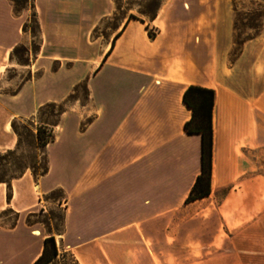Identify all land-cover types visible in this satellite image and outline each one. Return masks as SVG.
Instances as JSON below:
<instances>
[{"label": "crops", "instance_id": "0c3cea01", "mask_svg": "<svg viewBox=\"0 0 264 264\" xmlns=\"http://www.w3.org/2000/svg\"><path fill=\"white\" fill-rule=\"evenodd\" d=\"M90 1L95 13L90 21L71 26L62 11L34 7L40 31L35 59L60 65L53 77L43 74L36 87L44 78L71 79L62 92L33 98L29 110L20 101L36 88L27 85L30 79L11 99L33 112L84 84L88 104L81 115L62 116L44 177L36 180L26 172L10 184L9 201L0 185V213L16 216L12 227H0V264L37 259L47 236L38 238L41 230L34 236L24 218L44 209L42 199L56 191L74 245L69 250L79 264H259L264 260L259 206L264 77L242 57L227 66L226 45L216 38L221 5L168 0L149 25L126 20L101 46L87 45L85 37L110 15L111 0ZM48 2L39 4L48 7ZM13 21L0 5V55L5 48L9 57L14 49ZM68 28L78 35L72 49L63 46L71 41ZM64 62L71 64L68 73ZM190 86L214 92L212 157L209 196L185 204L200 175V135L183 129L192 116L182 102ZM69 116L70 129L64 124ZM13 137L0 150L14 149Z\"/></svg>", "mask_w": 264, "mask_h": 264}, {"label": "rangeland", "instance_id": "374dc122", "mask_svg": "<svg viewBox=\"0 0 264 264\" xmlns=\"http://www.w3.org/2000/svg\"><path fill=\"white\" fill-rule=\"evenodd\" d=\"M167 1L111 0L112 11L110 15L98 23L94 32L86 35L85 42L89 45V43L98 41L101 46H104L129 17H134L149 25L151 18L155 14L157 16L161 7ZM34 2V7L36 6L37 10L40 11L51 10L54 13L62 11L69 26L76 21L79 23L88 22L91 16L95 14L92 11V2L90 0H86L83 3L81 0H49L48 7L47 5L41 7V4H39L40 0ZM212 2L221 5V11L216 13L219 15V19L216 21V27H218L216 38L226 45L227 66L230 67V64L239 57H242L243 62L246 61L245 64L252 60L253 72L257 73L261 79L264 77V0H212ZM0 5L5 13L14 20V25L18 29L17 36L13 37L16 52L12 60L6 56L7 50L5 48L2 51V55H0V146L8 145L11 137L14 138L11 132V127H14L21 136V146L15 159L17 157V159H21L27 164H32L36 156L39 164L46 162L48 165V149L53 143L54 137L60 132L59 125L62 116L65 113L81 115L82 108L88 104L87 92L84 84L78 87L72 86L61 101L54 104H44L40 109L31 111L32 113L17 105L18 100H12L11 98L27 80L30 79L27 85H30L31 88L36 87L43 74L53 77L51 74L55 73L60 65L59 63L49 64L41 58L35 59V52L40 46V40L37 38L33 39L31 36L33 27L30 23L32 13L30 8L26 7L25 10H19L14 13L6 0H0ZM55 21L58 22V20L54 19ZM22 26H25L26 34L22 33ZM67 30L66 37L71 39V41L63 46L66 49H72L77 44V30L73 29V33L70 32L71 29L68 28ZM53 33L54 30L51 31V34ZM11 53L12 51L9 52V54ZM61 67L68 73L71 64L64 62ZM70 79V76L64 75L56 79L44 78L36 88L28 89L24 93L20 104L29 110L32 107L33 98L36 97L38 100L45 99L52 93L62 92ZM261 86L259 84V89ZM13 116L15 118H12ZM73 119L72 116H69L65 120L64 124L68 129L74 124ZM7 124H10V129L6 127ZM40 126L47 128L51 132L52 143L45 149H34L33 139L28 136L27 129L32 131L34 135L35 129ZM0 153H4V151L0 150ZM8 162L3 164L4 171H6V181H8V176H10L12 171ZM259 163V176L264 181V148L260 149ZM51 182V180H46L43 183ZM259 188L261 213L264 211V183H259ZM62 198V194L59 191L43 198L42 207L44 209L42 208L40 212L26 217V219L24 218L25 225L28 228H35L31 230L34 236L35 233L39 235V230H41L43 236H39L38 238L40 239L45 236H52L60 251L67 252L75 258L74 253L69 250V248L74 247L73 242L66 235L64 228V212L60 208ZM15 221L16 216L10 212L0 213V227L9 229L14 225ZM30 253L31 251L24 254L21 261H24ZM258 263L264 264V260H259Z\"/></svg>", "mask_w": 264, "mask_h": 264}, {"label": "trees", "instance_id": "16d2710c", "mask_svg": "<svg viewBox=\"0 0 264 264\" xmlns=\"http://www.w3.org/2000/svg\"><path fill=\"white\" fill-rule=\"evenodd\" d=\"M14 13L19 10H25L26 7L30 8L31 16L30 23L33 27L31 36L33 39H39L40 31L34 12L33 0H6ZM156 18V14L151 18V22ZM137 20L141 23L143 21L134 17H129L128 21ZM23 34H26L25 26L21 29ZM149 38H153L152 32L148 33ZM16 48L12 50L9 59L12 60ZM37 51L35 52V55ZM183 104L191 110L192 116L190 120L184 125V132L188 135L197 134L201 138L200 148V175L197 177L196 182L192 186L185 204H189L196 200L205 198L210 194V175H211V157H212V128H211V114L214 103V92L212 90L202 89L199 87H188L182 96ZM13 134L16 136L17 142L13 150L0 153V185H5L8 191L7 201L10 200V184L16 181L26 173L30 172L34 179H40L44 177L48 172V165L46 162L39 164L37 157L35 156L32 164H27L21 159H15L17 152L21 146V136L16 132L14 127H11ZM50 131L45 127H37L35 134L32 131H28V136L33 139L34 149H45L51 142L52 137ZM8 162L12 171L6 178V171H4L3 164ZM39 164V165H38ZM38 165V166H37ZM32 264H78L75 258L67 252L60 251L52 236H48L42 242V249L37 259Z\"/></svg>", "mask_w": 264, "mask_h": 264}]
</instances>
